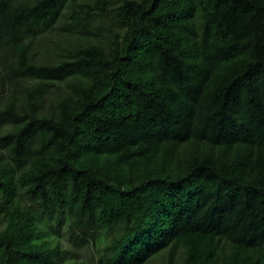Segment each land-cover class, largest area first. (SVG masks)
I'll use <instances>...</instances> for the list:
<instances>
[{
    "label": "trees",
    "instance_id": "obj_1",
    "mask_svg": "<svg viewBox=\"0 0 264 264\" xmlns=\"http://www.w3.org/2000/svg\"><path fill=\"white\" fill-rule=\"evenodd\" d=\"M0 264H264V0H0Z\"/></svg>",
    "mask_w": 264,
    "mask_h": 264
},
{
    "label": "rangeland",
    "instance_id": "obj_2",
    "mask_svg": "<svg viewBox=\"0 0 264 264\" xmlns=\"http://www.w3.org/2000/svg\"><path fill=\"white\" fill-rule=\"evenodd\" d=\"M81 254L84 255V252H82Z\"/></svg>",
    "mask_w": 264,
    "mask_h": 264
}]
</instances>
